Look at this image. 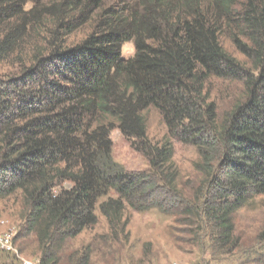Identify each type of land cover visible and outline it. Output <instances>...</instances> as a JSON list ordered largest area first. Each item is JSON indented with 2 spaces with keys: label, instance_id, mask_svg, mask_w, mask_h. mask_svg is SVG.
Returning <instances> with one entry per match:
<instances>
[{
  "label": "trees",
  "instance_id": "obj_1",
  "mask_svg": "<svg viewBox=\"0 0 264 264\" xmlns=\"http://www.w3.org/2000/svg\"><path fill=\"white\" fill-rule=\"evenodd\" d=\"M106 1L0 0V65L35 25L51 22L47 47L18 57L15 74L0 75V199L18 205L12 244L18 250L16 239L31 236L37 264H59L67 242L97 226L96 211L109 240L121 242L128 209L157 207L192 229L199 254L230 256L241 247L236 212L264 195V0H136L116 9ZM93 16L91 32L67 46ZM223 35L249 69L225 52ZM126 43L134 46L129 59ZM211 77L243 82V101L221 120L204 94ZM151 108L167 128L160 143L147 137L143 113ZM115 129L146 171L113 160ZM173 141L197 154L199 180L189 195ZM256 241L264 251V224ZM16 258L0 249V263ZM72 261L89 264L90 253ZM256 261L264 264V254Z\"/></svg>",
  "mask_w": 264,
  "mask_h": 264
},
{
  "label": "rangeland",
  "instance_id": "obj_2",
  "mask_svg": "<svg viewBox=\"0 0 264 264\" xmlns=\"http://www.w3.org/2000/svg\"><path fill=\"white\" fill-rule=\"evenodd\" d=\"M135 2L136 0H107L104 5L116 9L126 3L129 6ZM29 7L30 5L24 6L26 9ZM94 24L95 17L93 16L81 28L67 36L65 44L71 47L80 43L91 32ZM50 29L51 22L46 18L40 24L35 25L32 32L23 39L19 47L20 52L9 60L11 64L15 61L18 64L11 65L10 62L1 64L0 75L15 74V69L21 64L18 57L20 59L28 58L36 48L43 51L47 47ZM219 42L225 52L239 65H246V68H250L247 60L236 50L226 35L221 36ZM133 54L132 43L123 45L122 57L124 59L131 58ZM204 94L208 102L215 104L218 118L221 120L236 104L243 101V82L236 78L224 80L211 77L204 85ZM143 116L146 120L147 137L154 143H160L167 135V128L162 118L152 108L145 111ZM110 139L112 141V158L124 170L142 173L148 169L146 160L137 151L131 149L129 141L118 130L115 129L111 133ZM173 147L172 161L178 170L179 184L184 194L189 195L190 187L199 180L193 169L197 154L192 146L178 141H173ZM165 208L167 207L165 206ZM17 212L18 205L16 203H13L12 200L0 199V237L10 235L11 244L13 234L16 235V227L19 225ZM127 214L130 216V220L126 228L129 233L126 241L113 242L109 240L106 221L96 211L97 226L68 241L60 253L59 264H74L69 260L79 258L86 251L90 253L89 264H197L200 260L207 261L208 264H257L256 260L259 255L264 254V251L256 246L257 236L264 224V195L248 200L234 216L235 236L241 241V247L230 256H216L214 260H211L208 254H199L192 246L191 243L194 241L193 233L190 232L192 229L186 225L178 224V214L165 212L157 207L139 212L128 209ZM15 245L18 249H15L17 252H11L17 256L16 259L20 260V263L13 264L38 263L37 244L33 237H19L16 239ZM1 250L9 252L6 249Z\"/></svg>",
  "mask_w": 264,
  "mask_h": 264
},
{
  "label": "bare ground",
  "instance_id": "obj_3",
  "mask_svg": "<svg viewBox=\"0 0 264 264\" xmlns=\"http://www.w3.org/2000/svg\"><path fill=\"white\" fill-rule=\"evenodd\" d=\"M0 243L9 244V247L11 248V251L14 252V253L17 252L15 250V248L13 247V245L11 244V242H10V235H6V236H3V237H0ZM6 250H8V249H6ZM25 264H28V263H25Z\"/></svg>",
  "mask_w": 264,
  "mask_h": 264
},
{
  "label": "built area",
  "instance_id": "obj_4",
  "mask_svg": "<svg viewBox=\"0 0 264 264\" xmlns=\"http://www.w3.org/2000/svg\"><path fill=\"white\" fill-rule=\"evenodd\" d=\"M0 249H8L9 252H11V248L9 247V244L0 243Z\"/></svg>",
  "mask_w": 264,
  "mask_h": 264
}]
</instances>
